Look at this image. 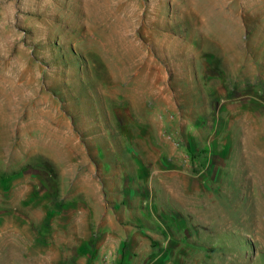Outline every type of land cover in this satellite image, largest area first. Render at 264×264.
<instances>
[{"label": "rangeland", "instance_id": "rangeland-1", "mask_svg": "<svg viewBox=\"0 0 264 264\" xmlns=\"http://www.w3.org/2000/svg\"><path fill=\"white\" fill-rule=\"evenodd\" d=\"M0 209V264H264V0H0Z\"/></svg>", "mask_w": 264, "mask_h": 264}, {"label": "crops", "instance_id": "crops-1", "mask_svg": "<svg viewBox=\"0 0 264 264\" xmlns=\"http://www.w3.org/2000/svg\"><path fill=\"white\" fill-rule=\"evenodd\" d=\"M92 188H93V192H95V193H97L98 192V190H96V188L94 189V186H92ZM90 189V188H89ZM0 212H1V209H0ZM22 226H25L26 225V223L25 222H23L22 224H21ZM28 225V224H27ZM1 226V225H0ZM7 226H11V224H9L8 223V225ZM13 228V227H12ZM2 229V228H1Z\"/></svg>", "mask_w": 264, "mask_h": 264}]
</instances>
